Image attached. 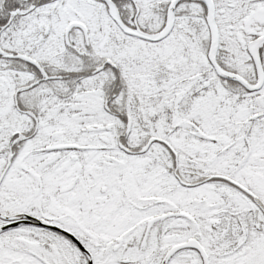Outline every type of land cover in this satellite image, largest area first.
<instances>
[{"label": "snow or ice", "instance_id": "obj_1", "mask_svg": "<svg viewBox=\"0 0 264 264\" xmlns=\"http://www.w3.org/2000/svg\"><path fill=\"white\" fill-rule=\"evenodd\" d=\"M0 264H264V0H0Z\"/></svg>", "mask_w": 264, "mask_h": 264}]
</instances>
